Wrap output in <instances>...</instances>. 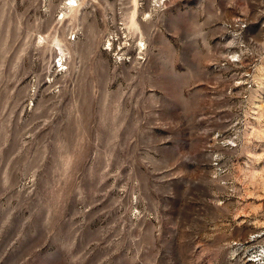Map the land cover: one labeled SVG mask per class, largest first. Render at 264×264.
<instances>
[{
	"label": "rangeland",
	"instance_id": "obj_1",
	"mask_svg": "<svg viewBox=\"0 0 264 264\" xmlns=\"http://www.w3.org/2000/svg\"><path fill=\"white\" fill-rule=\"evenodd\" d=\"M0 264H264V0H0Z\"/></svg>",
	"mask_w": 264,
	"mask_h": 264
},
{
	"label": "built area",
	"instance_id": "obj_2",
	"mask_svg": "<svg viewBox=\"0 0 264 264\" xmlns=\"http://www.w3.org/2000/svg\"><path fill=\"white\" fill-rule=\"evenodd\" d=\"M60 67H61V62H60V66L58 68H60Z\"/></svg>",
	"mask_w": 264,
	"mask_h": 264
}]
</instances>
